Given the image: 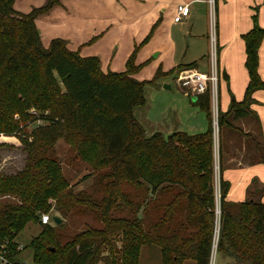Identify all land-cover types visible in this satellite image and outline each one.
<instances>
[{
	"label": "trees",
	"instance_id": "16d2710c",
	"mask_svg": "<svg viewBox=\"0 0 264 264\" xmlns=\"http://www.w3.org/2000/svg\"><path fill=\"white\" fill-rule=\"evenodd\" d=\"M14 2L0 0V135L18 133L30 119L27 111L31 108L49 114L35 115L32 122L41 125L20 140L25 166L14 174H0V196L15 198L0 205V246L4 245L7 258L13 264L19 260L23 249L18 250L15 238L33 223L42 230L27 245L33 252L31 264H138L140 246L150 242L141 225H132L131 234L127 229L123 232L122 252L114 249L109 238L116 221L110 216L115 191L123 179H128L146 183L151 194L163 184L178 186L184 193L196 231L183 240L173 236L163 241L167 244L163 245L162 264H182L186 260L209 264L216 225L218 251L230 256L235 264H264V203L251 199L228 202L230 184L220 176L216 207L209 92L195 96L193 103L206 116L205 132L148 136L133 116L134 108L145 102L144 83L133 79L128 71L101 72L96 57L79 56L62 39H52L44 47L35 21L59 0H48L28 13L15 10ZM263 37L264 29L254 18L252 29L242 37L248 74L245 95L241 102L232 100L225 114L218 112V131L232 128L228 118L248 116L252 92L264 90L258 75ZM195 66L179 65L166 75ZM59 140L95 144L100 163L108 168L105 175L111 180L100 203L86 198L82 202L99 210L104 223L101 231L81 232L62 240L55 225L41 223V215L50 208L49 198H55L56 209L63 212L69 208L62 198L72 196L65 192L67 183L54 156Z\"/></svg>",
	"mask_w": 264,
	"mask_h": 264
},
{
	"label": "rangeland",
	"instance_id": "374dc122",
	"mask_svg": "<svg viewBox=\"0 0 264 264\" xmlns=\"http://www.w3.org/2000/svg\"><path fill=\"white\" fill-rule=\"evenodd\" d=\"M47 1L17 0L14 8L26 13L33 8L44 6ZM165 1L171 3L161 8L164 11L156 7L157 2ZM180 3L184 1L59 0L49 12L39 15L35 22L44 47H48L54 38L62 39L67 43L68 49L77 52L79 56L96 57L101 72L128 71L133 79L144 83L145 102L142 106L134 108L133 116L148 136L160 133L167 137L173 132L188 130L196 135L206 131V116L192 103L193 93H184L176 79V73L166 75L180 63L188 62L192 56V42L196 40L193 29L185 27L182 23H174L176 7ZM201 21H204L203 17ZM206 33L209 37L211 28L208 17L205 33L202 34ZM210 52L211 42L208 38V55ZM164 85H170V90L164 89ZM211 109L210 105V111ZM27 114L30 119L20 126L18 133L0 135V174H14L25 166L26 154L20 140L29 136L38 125L32 122L35 115H45L49 112L31 108ZM14 119H18V115H15ZM211 119L213 127L212 112ZM235 120L237 119L231 117L227 122L232 128H239V123L234 124ZM214 126L217 135L215 134L213 143L212 183L218 207L220 167L217 139L219 143L220 140L232 136V129L227 126L218 131L217 125ZM235 130V135L239 137L236 141L241 148L244 146V142H241L243 136L240 130ZM245 142L248 147L253 143L249 139ZM254 143L262 146L261 141L254 140ZM53 151L67 183L65 192L72 196L66 195L62 198L63 205L67 204L69 208L63 212L56 209L58 206L55 198L48 199L50 208L45 213L51 215V218L53 215L61 218L59 224H55L52 219L49 224L56 226L62 240L81 232L101 231L104 223L99 210L88 203L82 204L84 198L90 199L92 203H100L105 195V185L111 180L105 175L108 168L100 163L96 145L59 140ZM75 197L79 198V201L74 200ZM115 197L110 216L116 221L112 223L110 242L116 251L122 252L123 232L127 229L126 233L131 234L132 225H141L150 242L140 246L138 264H162L163 245L166 243L163 241H169L173 236L183 240L189 233L196 231L184 193L178 186L163 184L151 194L150 186L146 183L137 184L123 179L115 191ZM13 200L15 198L12 196L1 195L0 205ZM41 230L40 225L29 223L15 238L18 246L23 249L18 256L20 261L31 264L33 252L27 245ZM217 233L216 225L213 239L217 237ZM182 264L195 263L186 260ZM213 264L235 262L230 256L216 249Z\"/></svg>",
	"mask_w": 264,
	"mask_h": 264
},
{
	"label": "crops",
	"instance_id": "0c3cea01",
	"mask_svg": "<svg viewBox=\"0 0 264 264\" xmlns=\"http://www.w3.org/2000/svg\"><path fill=\"white\" fill-rule=\"evenodd\" d=\"M183 1L184 3L177 4V6L188 5L190 14L180 23L195 31L196 40L192 42L193 51L188 62L179 65L195 64V68L192 69L199 73H208L210 68L208 60L209 37L207 33L206 35L202 33H205L207 17L210 20L212 15L216 23L217 66L220 75L217 108L218 112L225 114L228 112L232 100L243 101L248 85V74L245 68V48L242 37L252 29L254 18L257 26L264 29V0H215L213 7L209 5L208 0ZM168 3L171 2H157L156 7L161 10ZM201 17L204 19L203 22ZM37 31L40 32L38 27ZM258 75L264 82V37L261 39L258 50ZM251 99L252 101L248 105L250 114L234 122L235 125L239 123L240 127L231 128L232 136L220 140L219 143L217 139L221 169L219 177L221 176L230 184L226 195L228 202L241 203L251 199L264 203V160L262 161L264 159V90L253 91ZM199 127L201 129V125ZM235 129L240 130L243 136L241 142H244V146L241 148L238 147L239 143L236 141L239 137L235 135ZM188 131L185 133L195 134V132ZM215 137L214 135L213 143H215ZM247 139L253 143L254 140L261 141L262 146L250 143L248 147L245 142Z\"/></svg>",
	"mask_w": 264,
	"mask_h": 264
},
{
	"label": "built area",
	"instance_id": "2783aa9c",
	"mask_svg": "<svg viewBox=\"0 0 264 264\" xmlns=\"http://www.w3.org/2000/svg\"><path fill=\"white\" fill-rule=\"evenodd\" d=\"M215 0H208V3L211 7L214 6ZM190 9L188 5H179L176 7V15L174 17L175 23H180L183 19L189 17ZM210 28L211 33L209 36V40L211 42V52L208 55L209 60V72L208 73H199L194 69H187L180 71L176 74V79L180 84V87L184 89V93L186 91H190L193 93L194 96L202 95L206 92H209L210 95V105L212 106L211 112L213 114V124L217 125V116H218V105H217V90H218V83L220 79L219 70H218V50L216 45V23L215 18L211 15L210 16ZM191 94V96H193ZM189 96V95H188ZM190 97V96H189ZM38 125H41L40 122H37ZM213 125V127H215ZM213 136L217 134L215 132V128L213 129ZM219 186V184H218ZM218 197V194H217ZM41 223L48 224L51 220V215L49 214H42L41 215ZM217 249V237L213 239L212 242V249H211V256L209 264H213V256ZM18 250H22L20 246H18ZM18 264H27L24 261H17ZM0 264H13L7 258V251L4 245L0 246Z\"/></svg>",
	"mask_w": 264,
	"mask_h": 264
},
{
	"label": "water",
	"instance_id": "95a60500",
	"mask_svg": "<svg viewBox=\"0 0 264 264\" xmlns=\"http://www.w3.org/2000/svg\"><path fill=\"white\" fill-rule=\"evenodd\" d=\"M163 87H164V89L170 90V85H164ZM191 101H192V103H194L196 101V97L191 96ZM51 219L53 220V222L55 224H59L61 222V218L56 216V215H53ZM14 264H18V262H15Z\"/></svg>",
	"mask_w": 264,
	"mask_h": 264
}]
</instances>
